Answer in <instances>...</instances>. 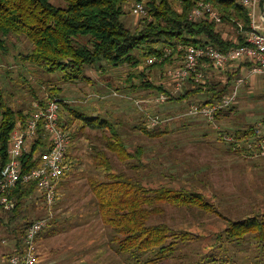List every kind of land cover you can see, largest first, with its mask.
<instances>
[{
  "label": "rangeland",
  "instance_id": "obj_1",
  "mask_svg": "<svg viewBox=\"0 0 264 264\" xmlns=\"http://www.w3.org/2000/svg\"><path fill=\"white\" fill-rule=\"evenodd\" d=\"M174 1L180 4V0ZM51 2L63 6L62 0ZM255 16L260 31L264 32L259 8ZM142 17L126 15L124 21L136 28ZM0 40L6 46V52L0 51V91L15 109H27L48 96V85H59L64 89L68 106L89 119L99 117L109 121L133 155L121 161L108 151L111 130L91 128L84 121L69 126L74 137L67 149L68 176L63 181L53 216L37 239V252L42 260L51 256L50 259L57 258V264H264V249L255 234L248 233L243 241L234 242H227L224 233L221 234L231 221L264 215V156L261 155L264 139L257 150L252 146L253 153L230 149L231 137L238 129L253 125L261 130L259 137L264 134V75L246 74L233 83L236 88L231 95L236 92L235 109L214 123L213 116L194 115L193 108L190 110L187 105L179 108L177 103H172L175 108H170L166 101L158 100L163 96L161 92L142 90L140 78L132 79L144 70L142 62L138 68L126 64L117 69L103 63L109 69L106 73L103 69L93 70L85 74L86 81L63 84L58 76L41 73L21 60L20 54L31 49L25 37ZM135 57L142 60L141 51L135 52ZM243 60L219 71L239 67ZM163 70L152 71L151 81L163 84L179 96L183 87L177 89L168 77L164 78ZM221 77L216 75V80L221 81ZM199 99L194 98L197 100L194 102L200 105ZM65 115L62 109L60 119L63 117L65 121ZM145 125L159 136L146 137ZM95 153L108 156L111 173L135 178L148 190L167 187L200 193L213 206L212 211L163 205L162 212L149 221L151 225L164 223L177 232L195 234L194 241L178 242L174 252L157 263L152 253L121 252L116 241L119 237L100 219L89 185L91 179L107 181L110 174L104 166L99 167ZM22 212L24 217L11 226L5 216L0 221V264L14 250L13 233L20 230L21 224L48 217L47 208L40 201L27 203Z\"/></svg>",
  "mask_w": 264,
  "mask_h": 264
},
{
  "label": "trees",
  "instance_id": "obj_2",
  "mask_svg": "<svg viewBox=\"0 0 264 264\" xmlns=\"http://www.w3.org/2000/svg\"><path fill=\"white\" fill-rule=\"evenodd\" d=\"M62 2L63 6H55L51 0H0V38L7 40L10 36L25 37L31 44V49L26 54H20L21 60L35 66L41 73L58 76L59 82L63 84L86 81L85 74L93 70L96 72L103 69L106 73L109 69L103 63L108 64L109 68L117 69L126 64L138 68L142 62L144 70L132 77L140 78L139 87L142 90L161 92L166 96L165 101L170 108H175L171 105L177 103V107L187 105L191 110L210 108L222 103L236 88L233 83L246 75L252 67L248 60H243L239 67H230L231 69L225 72H220L222 69H215L212 65L201 67L206 75L205 81L196 83L194 78L190 77L182 85L183 88L177 97L163 84H154L150 79L152 71L162 69L164 70L161 71V75L164 78L168 77L166 72L170 68H175L176 61L180 58L177 52L179 45H211L221 52H228L244 45L252 20L250 8L242 3L243 0H180V4L174 0H135L142 2L147 9V15L141 16L139 26L136 28L130 27L124 21L126 15L133 16L132 0H62ZM201 2L210 4L219 13L220 23L207 18L197 22L189 20V14ZM257 2V8L264 19V0ZM166 49L173 52L168 58L164 56ZM0 51L6 52L4 40H0ZM137 51H141L142 60L135 57ZM151 57H162L163 60L161 59V63L149 65L147 59ZM216 75H219V79L220 75L224 79L221 77V81H217ZM130 87L136 89L133 83L132 85L130 83ZM47 91L48 96L27 109H15L0 91V175L11 159L8 152L17 126L25 128L28 119L37 110L35 105L45 107L49 100L57 98L61 100V112L63 109L66 113L65 121L62 117L60 123L68 132L69 142L74 137L69 132V126L75 124V121H84L88 127L111 130V140L106 147L119 160L133 158L109 121L99 117L89 119V116L76 112L65 103L64 89L59 85H48ZM196 97L201 98L200 105L194 102L197 101L194 100ZM234 109L235 106L231 105L215 111L214 123ZM85 125L83 127H86ZM144 128L143 133L146 137L159 136L156 130H151L146 125ZM40 130L30 151L19 158L21 174L37 169L41 165V154L49 148V142L44 139L43 130ZM259 130V127L253 125L236 130L231 137L233 139L230 143L231 151L253 153L252 146L254 148L256 146L257 150L260 141L264 139V134L259 137L261 134V130L258 133ZM94 156L99 167L104 166L110 174L107 181L91 179L89 185L100 219L119 237L116 241H119L121 252L131 255L152 253L157 263L172 254L178 242L194 241L195 234L177 232L164 223L151 225L149 221L154 215L162 212L163 205L177 208L194 207L203 212L212 211L213 206L208 204L200 193L167 187L148 190L135 178L111 173L110 160L105 153H95ZM69 159L70 154L66 152L65 165L68 169L57 183L56 201L63 181L68 176ZM1 196L0 194V199ZM8 198L14 202V208L5 210L0 204V221L3 222L5 216L10 226L20 217H24L22 210L27 203L40 201L45 206L43 194L36 181L19 183L12 189ZM33 222L23 223L17 233L14 231L15 248L2 264H10L12 256L24 252L27 231ZM223 233L227 242L243 241L248 233L255 234V238L264 249V215L231 221L221 234Z\"/></svg>",
  "mask_w": 264,
  "mask_h": 264
},
{
  "label": "built area",
  "instance_id": "obj_3",
  "mask_svg": "<svg viewBox=\"0 0 264 264\" xmlns=\"http://www.w3.org/2000/svg\"><path fill=\"white\" fill-rule=\"evenodd\" d=\"M258 0H243V4L250 8L251 29L247 33L246 42L228 52H221L215 46H183L179 45L177 52L180 58L176 61V67L170 68L166 73L168 78L175 84L177 89H181L185 81L194 78L196 83H203L206 75L201 67L213 66L215 69H221L229 66L234 61L241 59L252 63L248 71V77L264 75V33L260 31L256 20V9ZM131 12L134 17L147 15V9L142 2H134ZM189 20L197 22L201 19H210L220 23L221 17L217 11L208 3H199L189 14ZM264 22V19H262ZM172 51L165 50L164 56L168 58ZM164 58V59H165ZM177 58V57H176ZM162 57H151L148 64L161 63ZM234 92L219 105L213 107H204L202 109H192L194 115H202L211 118L215 111L221 108L230 107L235 101ZM163 95L158 100L165 101ZM60 99L49 100L45 107L35 105L37 110L28 119L25 128L17 126L12 136V142L9 148L10 161L0 175V204L5 210L14 208V202L8 198L10 192L19 183H28L36 181L40 191L43 194L45 206L47 208L46 218L37 219L29 227L26 235V247L21 255L12 256L10 264H37V243L38 234L46 227L53 216L54 205L57 199V183L63 176L68 166L65 165L66 152L69 146L68 132L61 127L60 121ZM196 110V111H195ZM154 122V120H152ZM43 130V137L49 142V148L41 154V165L27 174H21V165L19 158L28 153L34 144L36 136ZM261 155L264 156V145H262Z\"/></svg>",
  "mask_w": 264,
  "mask_h": 264
},
{
  "label": "crops",
  "instance_id": "obj_4",
  "mask_svg": "<svg viewBox=\"0 0 264 264\" xmlns=\"http://www.w3.org/2000/svg\"><path fill=\"white\" fill-rule=\"evenodd\" d=\"M66 103L68 102V100L65 101ZM38 245V244H37ZM51 256H49L47 259L44 258L43 260L39 257V253L37 252V264H57V258H52L50 259ZM55 259V260H54ZM65 262V260H64Z\"/></svg>",
  "mask_w": 264,
  "mask_h": 264
}]
</instances>
